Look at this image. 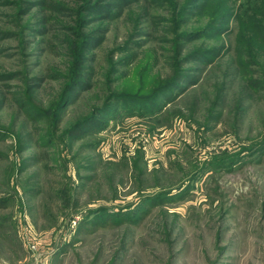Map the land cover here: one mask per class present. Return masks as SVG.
I'll return each mask as SVG.
<instances>
[{
    "label": "rangeland",
    "instance_id": "rangeland-1",
    "mask_svg": "<svg viewBox=\"0 0 264 264\" xmlns=\"http://www.w3.org/2000/svg\"><path fill=\"white\" fill-rule=\"evenodd\" d=\"M186 2L0 0V264H264V0Z\"/></svg>",
    "mask_w": 264,
    "mask_h": 264
},
{
    "label": "trees",
    "instance_id": "trees-1",
    "mask_svg": "<svg viewBox=\"0 0 264 264\" xmlns=\"http://www.w3.org/2000/svg\"><path fill=\"white\" fill-rule=\"evenodd\" d=\"M82 2V7H80V11H79V16H80V21L79 23V29H84L86 28L88 25H90L93 21L97 18L100 19H108L111 17L110 11L112 9V7H114L115 9H123V6H126L124 4H126L127 1L130 0H112L111 5H109V3L106 5H104V3L107 0H80ZM111 1V0H109ZM133 1V0H131ZM209 2V0H207ZM206 1V2H207ZM211 1V0H210ZM198 2H200V0H187L186 5H185V10L184 11H189V10H201V9H205L207 5L206 2H204L201 5H195L198 4ZM47 5L46 3H33V2H29V5L31 7H34V5ZM116 4V5H114ZM36 6V7H37ZM68 10H70L68 8ZM221 26V25H220ZM209 28H213V25ZM219 27H215L213 28L214 33L217 31L216 29ZM203 33H207V31L203 32ZM187 36L191 39V38H195L196 35H189L187 34ZM76 38L79 40L77 42H74V48H72V53H73V62H72V66L70 67V71L68 72V76L66 77L67 80H69V85L65 88L58 106L56 107L54 113L53 114V122H52V126L54 130H59V125L62 119V112L65 110V105L70 102V100L74 97V95L76 94V91L78 89H83L85 86H87V62H88V51L92 50L94 47V42L95 39L91 38L87 35H84L82 33H78L76 35ZM181 71V70H180ZM182 72V71H181ZM180 72V74H181ZM51 79H56V77L53 76V78L50 77ZM178 74H176L175 79L173 78L172 81H170L169 83H167L166 85H164V87H158L151 95L146 96V97H141L142 99H137L136 102L134 101L135 99H133L132 97H130L129 95H120V94H115L113 95V99L117 102V101H123L124 105H127V102H130L131 104L133 102L135 103H141L143 102V104H147V103H151L153 104L156 99L164 92V91H168L172 86L175 85L174 82H176V80H178ZM139 100H142L141 102ZM29 104V103H28ZM142 104V103H141ZM29 106L31 108H34L33 106H31L29 104ZM108 105L105 106V110H108L110 107H107ZM143 106H141L140 108H142ZM38 111V110H37ZM46 115H49L48 112H46ZM93 117H89L87 119H84L83 121L77 123L73 128H70L69 130L67 129V134L70 136V138L72 139H78L79 137H81V135H83L84 133V129H86V124H91L88 122H93V120H91ZM91 120V121H90ZM85 127V128H84ZM8 202L7 200L4 199H0V209L2 208H7Z\"/></svg>",
    "mask_w": 264,
    "mask_h": 264
},
{
    "label": "built area",
    "instance_id": "built-area-1",
    "mask_svg": "<svg viewBox=\"0 0 264 264\" xmlns=\"http://www.w3.org/2000/svg\"><path fill=\"white\" fill-rule=\"evenodd\" d=\"M33 248H35V246Z\"/></svg>",
    "mask_w": 264,
    "mask_h": 264
}]
</instances>
